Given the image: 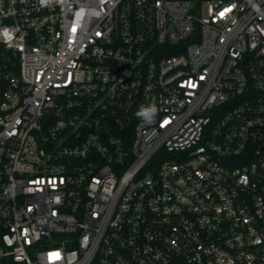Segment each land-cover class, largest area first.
<instances>
[{"label":"built area","instance_id":"1","mask_svg":"<svg viewBox=\"0 0 264 264\" xmlns=\"http://www.w3.org/2000/svg\"><path fill=\"white\" fill-rule=\"evenodd\" d=\"M0 264H264V0H0Z\"/></svg>","mask_w":264,"mask_h":264},{"label":"clouds","instance_id":"2","mask_svg":"<svg viewBox=\"0 0 264 264\" xmlns=\"http://www.w3.org/2000/svg\"><path fill=\"white\" fill-rule=\"evenodd\" d=\"M158 111L155 98H153L152 102L148 106H140L135 115L137 118L141 119L143 123L151 125L155 122Z\"/></svg>","mask_w":264,"mask_h":264}]
</instances>
